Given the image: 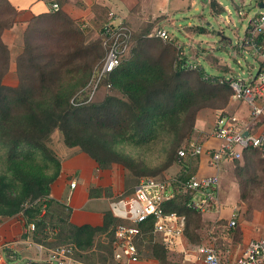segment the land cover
Here are the masks:
<instances>
[{
  "label": "trees",
  "instance_id": "obj_1",
  "mask_svg": "<svg viewBox=\"0 0 264 264\" xmlns=\"http://www.w3.org/2000/svg\"><path fill=\"white\" fill-rule=\"evenodd\" d=\"M209 8L215 15H220L224 10L216 0H209ZM16 16V8L10 4L9 0H0L1 157L6 163L11 164L18 160H31L36 152H40L46 160L55 164L56 172L48 180L35 181L33 187L28 189L18 202L7 212L0 214V219L10 218L17 212L22 213L23 226L34 225L31 234L34 243L46 249L71 244L73 245L72 257L80 263L111 264L114 251L113 232L122 221L114 217L112 212L106 211L100 226H76L69 221L70 209L49 198L50 186L60 173V162L55 159L48 146L52 134L59 133L66 147H78L80 152L87 154L95 161L99 169H106L109 163L118 162L120 157L114 155L102 145L99 138L95 137V128L109 129L112 137L123 136L128 126L131 128L132 125L137 128L142 126L143 131L149 127L148 122L157 117L160 112L159 115L162 117L179 112L184 116L187 115L188 121L185 122L184 119V124L187 123L186 136L189 137L192 131H195L196 114L204 108L224 109L229 103L232 91L227 85H220L214 80L203 81V71L195 74L198 84L195 87L190 86L188 74L181 67L180 62L175 60L176 50L172 44L162 43L157 38L156 47H154L156 53L151 55L147 50L149 47L147 44L153 41L151 38L155 37H150L154 26V23H150L143 25L136 32H131L130 43L132 41L135 43L132 42L130 58L121 62L115 71L102 80V83L111 82L113 88L122 96H109L102 103L97 104L73 105L69 96L60 92L59 81H52L57 80L55 78L57 72L54 69L55 66L53 68L50 64H55L39 62V57L42 55L38 53L35 46L31 45L30 38L45 32L39 31V25L43 21L59 20L60 23H66L65 33L68 36H74L73 38L78 41L75 51L70 53L71 60L76 55L82 54L89 56L97 53L101 56L99 51L103 54L105 49L99 35L96 41H87L82 29L60 10L52 14H39L31 20L23 36V51L15 60L20 81L14 86L6 85L3 83V78L9 71V51L3 44L1 35L4 30L13 26ZM197 30L202 33L204 29L197 27ZM42 58L48 59L49 55L46 54ZM53 58L51 56L50 60ZM24 64L27 69L35 70L37 81H29L27 76H22L20 71ZM61 65L58 60L57 67L61 68ZM137 133L143 136V133L139 131ZM141 138L140 143L144 140L143 137ZM184 138L185 136H181L182 140ZM242 157V165L234 161L235 172L241 186L240 198L246 204L247 213L250 214L253 210L264 209V157L256 149L244 150ZM194 164L195 162L184 165L181 175L176 177L186 180L194 176ZM88 193L89 198L109 197L105 188L100 186H91ZM29 195H32L33 200L26 201L30 205L23 208L26 203L23 201ZM190 199V194H178L163 204L164 211L184 216L185 225L186 221H189L191 224L201 226L203 224L201 213L187 207ZM152 225L150 219L143 225V234L136 242L137 250L139 253L142 250L145 251L147 257L164 260L165 245L154 240L151 232ZM101 235H107V242L105 245L99 243L95 248L97 237ZM233 236L240 237V231L237 228L233 229ZM81 252H90V255H82ZM31 264L45 263L32 262Z\"/></svg>",
  "mask_w": 264,
  "mask_h": 264
},
{
  "label": "rangeland",
  "instance_id": "obj_2",
  "mask_svg": "<svg viewBox=\"0 0 264 264\" xmlns=\"http://www.w3.org/2000/svg\"><path fill=\"white\" fill-rule=\"evenodd\" d=\"M191 1H194V3L190 5L188 2V8L176 15L172 24L169 22L163 24L164 29L170 35L179 39L181 38L179 36L181 27L182 31L193 34L190 41H192L194 49L198 53L204 54L198 55L194 50H185L186 60L198 63L201 67L197 70H185L188 74L189 85L195 87L198 84L195 74L199 71H203V81L221 76L223 73L226 76L238 74L241 77H246L248 71L254 73L257 63L245 49L239 47V43L244 37L249 20L258 12L255 0H216L221 3L224 9L220 15H215L210 10L209 0ZM65 24V22L60 23L59 20L43 21L39 25V31L45 32L30 38L31 45L37 48L42 57L46 54L49 55L48 59L39 57V62H53L55 64H50L53 68L55 66L54 69L57 72L55 76L57 80L52 81H59L60 92L69 96V100L73 105L97 104L102 103L109 96L121 97V93L113 88L111 82L102 83L101 81L93 91L96 74L100 69L105 53L101 54V51H99L101 56H98L97 53H92L89 56H86V54L76 55L71 60L70 53L75 51L78 41L73 38L74 36H68L65 33ZM187 25L190 28H186ZM77 26L81 25L78 24ZM197 27L199 29L203 28V32H198ZM81 31L87 41H96L99 35V25L86 27ZM151 39L153 41L147 44L149 45L147 50L151 55H154L156 53L154 47H156L157 38ZM181 40L186 43V40L182 38ZM132 42L130 46H132ZM23 46L24 37L21 52ZM129 51L123 56L122 63L130 58ZM51 56L54 57L52 60H50ZM58 60L62 64L61 68L57 67ZM217 61L222 66H218ZM25 65L22 66L20 71L22 76H27L29 81H37L35 70L32 68L27 69ZM251 65H253V68L250 67ZM12 74L15 75L16 81H3L4 84L17 85L19 83L20 79L16 68L12 71ZM92 92L93 95L89 98ZM233 101L230 97L228 106ZM240 104L237 102L235 107L239 109ZM228 106L221 110H228ZM208 111L217 112L220 110L204 108L196 114V118L204 116L211 119L212 114L207 113ZM203 112L204 115H202ZM159 114L148 122L149 127H146L143 131L142 126L137 128L132 125V128L128 126V130L123 136L112 137L109 129L95 128L94 133L96 136H94L99 138L102 145L114 155L120 157L118 162L109 163L106 169L97 167L95 172L97 181L103 185L111 201L129 199L132 195L133 186L141 177H155L158 179L176 177L181 175L184 165L195 162V159L187 158L178 160V151L187 142L197 141L195 131H192L189 137L186 136L188 131L184 119L186 122L187 115L184 116V114L178 112L175 115L168 114L162 117ZM205 123H209V120ZM137 131L143 133V136H140ZM181 136H185V138L182 140ZM141 137L144 139L142 143H140ZM48 146L52 151V155L60 163L70 155L71 149L79 151L78 147H66L61 135L57 132L52 134ZM55 172V164L46 160L40 152H36L31 160H18L11 164L6 163L0 153V214L7 212L12 205L18 202L26 191L33 187L35 181L48 180L55 175ZM31 196L25 197L23 202L33 200ZM14 216L21 217L18 212L12 217ZM20 221L22 224L24 223L22 217ZM107 239V235L97 237L95 248L99 243L105 245ZM81 253L82 255H90V252Z\"/></svg>",
  "mask_w": 264,
  "mask_h": 264
},
{
  "label": "crops",
  "instance_id": "obj_3",
  "mask_svg": "<svg viewBox=\"0 0 264 264\" xmlns=\"http://www.w3.org/2000/svg\"><path fill=\"white\" fill-rule=\"evenodd\" d=\"M9 2L16 8L17 16L13 26L4 30L1 35V40L9 51V72L3 81H16L12 71L15 70L16 57L22 50L25 30L35 16L50 12L48 0ZM188 2L190 5L194 3L191 0H60L59 10L67 14L77 25H84L85 28L93 25L100 27L108 21L123 23L136 32L143 25L150 23H154L153 30L164 29L163 24L168 22L172 24L175 16L188 8ZM188 27L190 26L187 25L186 28ZM179 34L186 43L172 35L175 41L182 42L184 50L196 51L190 41L193 34L182 31V27ZM217 64L222 66L218 61ZM250 67L253 68V65ZM224 74L221 76H226ZM232 103L227 105L228 110L224 111L246 121L248 117L246 104L241 103L237 109L235 107L237 101L234 100ZM218 112L208 111L207 113L212 114L211 119L202 116L195 120L196 140L206 152L220 145V140L212 135L213 123ZM204 114L203 112L202 115ZM205 120H209V123H205ZM207 158V153L195 158L193 175L197 178L217 176L216 208L201 214L203 223L201 226L186 221L181 238L164 246L166 251L164 260L147 257L145 251L140 250L138 260L128 264H203L202 257L196 252V248L202 244H212L222 261H232L242 255L250 241L264 240V209L247 213L246 204L240 198L241 186L235 172L234 161H224L217 168H213L208 165ZM238 163L243 164V157ZM96 171L97 164L94 160L83 152L71 149L70 155L61 161L60 173L50 186L49 198L70 209L69 221L76 226L97 227L102 224L106 211L112 212L113 215L124 211L120 199L111 201L109 197L89 198L88 191L91 186L103 187L95 177ZM71 182L75 183L74 188H70ZM20 220L19 216L0 219V264H24L28 259L37 256L35 243L24 234V226ZM231 221L234 225H230ZM234 228L240 231V237L233 236ZM154 240L159 244L163 242L161 235L154 236Z\"/></svg>",
  "mask_w": 264,
  "mask_h": 264
},
{
  "label": "built area",
  "instance_id": "obj_4",
  "mask_svg": "<svg viewBox=\"0 0 264 264\" xmlns=\"http://www.w3.org/2000/svg\"><path fill=\"white\" fill-rule=\"evenodd\" d=\"M60 0H48L50 13L57 12ZM256 6H258L256 4ZM251 17L239 47L245 49L257 63L255 72H247L246 77L237 75L215 76L211 80L220 85H227L232 91V99L246 104L248 117L244 121L236 115L220 110L215 117L212 135L220 140V145L209 152L197 142H189L178 151V160L183 158L194 159L207 153V163L217 168L224 161H238L246 149H256L264 157V8ZM227 21V20H226ZM228 22V21H227ZM85 28L84 25L80 26ZM99 37L105 49L102 65L96 74V83L93 91L103 78L115 71L129 51L131 30L123 23L107 22L99 30ZM165 43L172 44L176 50V59L185 70L201 68L198 63L186 60L185 50L181 43L175 41L163 28H155L150 35ZM93 92L90 94L91 98ZM75 183H70L74 188ZM217 176H191L186 180L170 177L165 180H156L152 177H141L134 185L129 199L122 200L124 211L113 215L120 219L114 229L113 260L111 264H128L136 262L139 253L136 242L143 234V225L150 219L152 235H161L163 244L180 239L185 226L184 216L174 212L166 213L163 204L178 194H190L191 199L187 207L198 210L201 214L216 208ZM38 201V200H37ZM30 205L26 202L23 208ZM45 205L43 204V208ZM113 214V213H112ZM22 217V213H20ZM230 225H234L231 221ZM33 224L24 227V234L31 237ZM30 235V236H29ZM37 256L28 259L24 264L43 262L45 264H82L72 257L73 245H61L53 249L43 248L35 243ZM202 257L203 264H261L264 262V240L250 241L241 256L232 261H222L212 244H202L196 248Z\"/></svg>",
  "mask_w": 264,
  "mask_h": 264
},
{
  "label": "water",
  "instance_id": "obj_5",
  "mask_svg": "<svg viewBox=\"0 0 264 264\" xmlns=\"http://www.w3.org/2000/svg\"><path fill=\"white\" fill-rule=\"evenodd\" d=\"M255 3H258L257 5V7L259 8V9H261V8H264V0H255Z\"/></svg>",
  "mask_w": 264,
  "mask_h": 264
}]
</instances>
